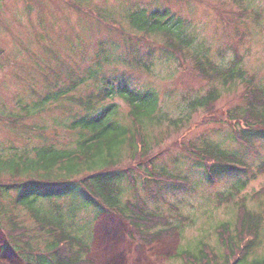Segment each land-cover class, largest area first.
Here are the masks:
<instances>
[{
	"label": "rangeland",
	"instance_id": "1",
	"mask_svg": "<svg viewBox=\"0 0 264 264\" xmlns=\"http://www.w3.org/2000/svg\"><path fill=\"white\" fill-rule=\"evenodd\" d=\"M156 9L168 12L172 21L180 23L177 29L180 35L189 38V45L182 52V67H179L181 58L179 63L161 47L162 33L139 34L129 26L132 14L143 13L148 17ZM195 58H206L222 68L239 59L237 67L244 76L227 84L201 78L194 71ZM90 73H94L96 81L88 80ZM82 77L86 83L80 80L76 86L72 85ZM112 78L134 89H153L159 96L158 111L171 119L182 118L178 126L164 122L144 127V123L146 143L152 147L148 155L156 152L151 162L153 168L134 172V188L125 182L120 198L133 199L137 192L150 209L160 207L162 215L172 224H180V218H186L183 230L139 246L140 240L137 237L133 240L119 219L105 213L98 216L101 210L86 205L79 195L72 197L76 206L70 216L73 225L66 216L70 205L67 196L38 200L40 215L61 216L68 233L81 238L82 245L90 244L84 257L92 264H185L173 255L183 249L195 251L200 240L218 252L214 229L222 222H229L230 228L239 225L236 202L243 198L244 207L258 216L261 224L254 243L257 244L249 251L247 260L263 259L264 171L259 172L257 166L264 162V136L251 137L252 149H245L232 137L231 127L236 125L228 122L226 110L230 113L241 110L245 92L250 96L253 87L264 89V0H0V156L7 162L34 147L74 148L77 137L65 127L83 111L81 106L74 105V98L84 100L99 88L101 79ZM60 87L69 93L60 94L56 100L49 94ZM212 87L217 88L218 94L212 106L198 108L186 116L182 110L186 101L197 100ZM110 101L118 105L123 119L131 122L126 116L128 106L117 97ZM237 126L240 132L241 126ZM250 133L257 131L253 129ZM203 139L235 154L239 164L248 166L245 173L214 177L210 181L203 166L179 146L192 143L200 147ZM129 153L127 150L126 155ZM128 161L129 156H125L119 167L126 166ZM84 173L87 172L81 175ZM184 176H188L187 183L181 184V188L174 183L177 190L170 183L165 184L166 178L171 182ZM23 178L4 174L0 182L5 186ZM237 180L241 182L239 190L232 186ZM147 189L155 192L153 196ZM8 190L9 195H4L0 204H4L8 215L14 213L18 225L28 229L29 247L44 252L48 237L36 230L28 209L11 211L16 193ZM230 191H239L232 202L215 205L218 192L227 195ZM3 220V232L12 239L0 230V264H25L6 244L11 241L17 244L23 239L15 236L14 228L9 232L6 218ZM18 246L20 252L30 249L22 243ZM4 247L10 251L5 252Z\"/></svg>",
	"mask_w": 264,
	"mask_h": 264
},
{
	"label": "trees",
	"instance_id": "2",
	"mask_svg": "<svg viewBox=\"0 0 264 264\" xmlns=\"http://www.w3.org/2000/svg\"><path fill=\"white\" fill-rule=\"evenodd\" d=\"M165 13L166 15H164ZM179 25L180 23L172 21L168 12L161 13L158 9L154 10L148 17H145L143 13H134L129 18V26L138 31L139 34L162 33L164 41L160 44L161 47L171 53L179 63L181 58L179 67H182L184 64L182 52L189 45V38H183L180 35L181 31L177 30L180 27ZM140 36L144 39L142 35ZM146 43L149 42L146 41ZM194 61V71L201 78H207L212 82L220 80L222 84H227L244 76V72L237 67L239 59L232 61L226 68L219 67L206 58H203V60L195 58ZM80 80H82V84L86 83L85 78L82 77L75 80L73 84V80H71V84L76 86ZM88 80L96 81L94 73L88 75ZM100 82L99 88L95 92L87 94L84 100L76 98L73 100L74 105L81 106L83 110L80 116L71 118V121L65 126L68 130L74 132L77 137L74 148L70 146L68 149L66 147L61 149L53 145L40 148L34 147L27 153L24 152L14 156L8 162L0 156V177L4 174L11 177H24L21 181H13L5 186L0 182V199H5L4 195H9L8 189H13L18 193L27 190L14 207H11V211L28 209L32 219H34L36 230L49 239L44 252L31 249L29 247L30 236L27 235L28 229L23 225H18L14 213L8 215V210L5 209L4 204H0V230L3 232L4 225L1 221L6 218L9 232L13 231L14 228L17 231L15 236L18 238L20 236L23 239L18 240L17 244L13 241L11 243L6 242V244L9 243L12 246L13 251L22 261L35 259V262L26 264H82L84 255L90 250V244L86 246L83 242L84 245H82L81 238L68 233L70 232L68 226L62 221L61 216L56 215L48 218L40 215V210L36 207V203L40 199H60L62 196H67L70 205L67 208L68 215L66 216L73 225L74 220L70 216L76 206L72 201V197L73 195H79L78 197L85 199L86 205H95L101 210L98 216L103 213L119 214L117 217L121 218L128 228L132 239L135 240L137 237L140 240L138 243L146 245L150 241L158 240L163 236H171L183 230L184 225L182 223L186 218H180V224H172L170 220L162 215L160 207L150 209L137 192L133 199L123 200L120 198L125 191V182L134 188L136 181L133 173H140L141 170L146 171L145 162H152V157L156 153L148 155L152 147L146 143L144 123V127L150 126V124L152 126L155 124L160 125L164 122L178 126L182 118L171 119L167 114L159 112V96L153 89H134L126 82L115 78L111 80L101 79ZM67 86H64V88ZM64 88L60 87L59 91L49 95L58 100L62 93H69ZM253 88L250 96H247L246 92L243 95L245 101L241 110L234 113L226 110L228 122H232L231 125H240V129H242L239 132L236 130L239 128L238 126L237 128L236 126L231 127L234 141L242 144L247 150L251 146L245 145V140L252 139L253 136L254 139H257V136H264V89L257 86ZM248 90L247 88V92ZM114 97L120 98L128 106L126 116L131 122H126L118 105L110 101ZM217 97V88L212 87L197 100L186 101L182 110L187 116L198 108L212 106L213 100ZM106 100H109V102L105 103ZM99 104L101 105L99 106ZM69 106L72 107L71 104ZM186 116L184 118L183 115L184 120H187ZM214 122L221 121L216 120ZM253 129L257 131L256 134L250 133ZM217 144L212 143L209 139H203L200 147L192 143L190 145L180 143L179 146L184 153L193 157L198 165L203 166V170L210 181L214 177L236 175L238 172H242L245 166L239 164L235 154L226 152ZM127 150L130 151L128 155H126ZM29 153L31 154L29 155ZM32 153L34 156H32ZM125 156H129L128 164L119 167ZM258 170L264 171V162ZM82 172L87 173L81 175ZM187 179L188 176L180 178L179 188H181V184L187 183ZM174 183L171 182L169 186L172 189L178 188ZM239 185H241V182L237 180L232 186L235 189L239 188ZM235 194L236 192L231 191L227 195L218 192L215 205L217 202L219 204L232 202ZM69 195L70 197H68ZM243 202V198L236 202L239 225L232 228L229 227V222L216 225L214 231L218 236V252H214L205 242L200 240L195 245V251L178 250L173 257H180L185 264H228L231 262L239 244H242L246 237L245 233L254 230L258 235L261 227L258 216L248 211ZM215 205H213V208ZM50 225H56L59 228L57 230L58 235H53V230L56 229ZM3 233H5V236L7 235L6 237L12 239L8 233ZM92 238L90 241H92ZM62 240L69 246L70 255L65 260L59 258ZM18 243H22L30 249H22V252H20ZM256 244L251 248L249 247L250 242L244 244V249L247 248L235 264H264V258L251 262L247 260L249 251ZM74 246L76 247L75 250ZM7 247H4L5 252L10 251ZM88 262L90 263V260Z\"/></svg>",
	"mask_w": 264,
	"mask_h": 264
}]
</instances>
